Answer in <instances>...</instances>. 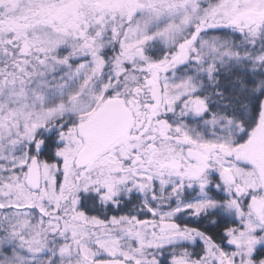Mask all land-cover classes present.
Instances as JSON below:
<instances>
[{
  "label": "snow or ice",
  "instance_id": "6c2138e0",
  "mask_svg": "<svg viewBox=\"0 0 264 264\" xmlns=\"http://www.w3.org/2000/svg\"><path fill=\"white\" fill-rule=\"evenodd\" d=\"M0 264H264V0H0Z\"/></svg>",
  "mask_w": 264,
  "mask_h": 264
}]
</instances>
